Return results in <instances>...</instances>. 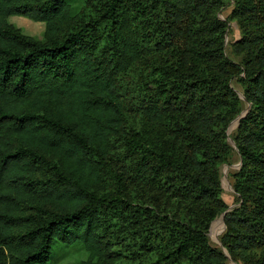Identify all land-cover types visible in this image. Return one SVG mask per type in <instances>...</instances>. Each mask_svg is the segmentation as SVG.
Listing matches in <instances>:
<instances>
[{
	"label": "trees",
	"instance_id": "obj_1",
	"mask_svg": "<svg viewBox=\"0 0 264 264\" xmlns=\"http://www.w3.org/2000/svg\"><path fill=\"white\" fill-rule=\"evenodd\" d=\"M222 2L86 0L73 15L0 0V264H47L58 241L84 246L80 264H264V0L234 2L254 26L238 43L260 45L246 68L226 54ZM12 15L45 22V39ZM242 72L230 208L220 167ZM222 214L227 252L208 237Z\"/></svg>",
	"mask_w": 264,
	"mask_h": 264
},
{
	"label": "rangeland",
	"instance_id": "obj_2",
	"mask_svg": "<svg viewBox=\"0 0 264 264\" xmlns=\"http://www.w3.org/2000/svg\"><path fill=\"white\" fill-rule=\"evenodd\" d=\"M71 7V12L76 15L82 11H88L89 7L86 0H67ZM235 0H223V8L221 10L220 17L226 22V32L224 36L225 49L227 56L236 61L237 63L247 67L248 59L251 55L257 52L260 45L254 46V43L250 47L244 44H239L238 41L242 38L251 39L253 36L254 26L252 23L247 22V20L242 19L240 15L235 14ZM10 22L16 27L20 28L25 34L34 36L37 39H45L46 23L41 21H35L29 17L22 15H12L9 18ZM245 73L242 72L240 75L233 77L232 86L236 90L240 102V114L236 116L230 123V127L227 130L228 142L230 145V152L221 164V197L229 205L230 208H234L241 204L239 200V195L235 190L236 182V172L240 169L242 165V158L238 152L235 138L236 129L239 124L241 116L246 114L251 108V103L246 100L245 88L246 84L244 81ZM133 82V79H128ZM128 85V84H127ZM129 87V85H128ZM135 83H132L127 90H130L129 99L132 97L133 92H135ZM129 103H133L132 98ZM135 114L133 117V122L138 123V127L144 126V119L140 114ZM131 117V118H132ZM226 225L224 222V214L219 215L211 224L210 230L208 232V237L213 246L222 248L225 252L226 249L222 247V235L225 233ZM228 264H245L243 261H235L231 258L229 253ZM260 255L259 252L256 256ZM86 257V250L84 246L80 243L74 245L64 244L60 241L56 242L53 247L52 258L47 264H80V262Z\"/></svg>",
	"mask_w": 264,
	"mask_h": 264
}]
</instances>
